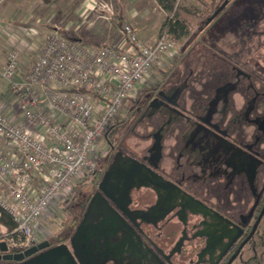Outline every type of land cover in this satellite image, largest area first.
I'll use <instances>...</instances> for the list:
<instances>
[{
	"label": "flooded vegetation",
	"instance_id": "1",
	"mask_svg": "<svg viewBox=\"0 0 264 264\" xmlns=\"http://www.w3.org/2000/svg\"><path fill=\"white\" fill-rule=\"evenodd\" d=\"M224 1L200 37L225 56L232 78L214 86L213 95L197 99L191 110L180 101L182 87H173L169 94L153 90L146 104L142 93L134 111L151 114L150 103L157 98L153 103L161 109L164 127L154 136L161 134L162 144L176 124L181 141L191 143L188 160L172 165L174 175L153 160L152 147L146 158H137L173 183L166 184V192L135 183L127 204L135 228L161 264H264L259 237L264 229V0ZM162 109L172 110L177 120L164 118ZM163 129L168 130L163 134ZM133 158L116 152L96 172L83 210L59 237L67 240L75 230L105 173L111 169L115 177V169L119 172ZM108 187H115L112 179Z\"/></svg>",
	"mask_w": 264,
	"mask_h": 264
},
{
	"label": "built area",
	"instance_id": "2",
	"mask_svg": "<svg viewBox=\"0 0 264 264\" xmlns=\"http://www.w3.org/2000/svg\"><path fill=\"white\" fill-rule=\"evenodd\" d=\"M0 29L8 83L0 94V207L14 221L0 223V241L18 252L43 240L36 232L56 215L55 201L100 169L107 153L98 143L109 126L148 86L160 58L178 49L166 29L144 42L128 22L122 40L99 45L58 27Z\"/></svg>",
	"mask_w": 264,
	"mask_h": 264
},
{
	"label": "rangeland",
	"instance_id": "3",
	"mask_svg": "<svg viewBox=\"0 0 264 264\" xmlns=\"http://www.w3.org/2000/svg\"><path fill=\"white\" fill-rule=\"evenodd\" d=\"M6 1H20L23 4L22 8H29L31 5H34L36 0ZM96 1L98 2V4H96V6H94L92 10L89 11L92 14L99 16L98 21L94 22V24H97V27L99 28L96 32L101 37V39H99L101 41H104L103 43H117L124 38L122 29L118 22V13L121 10L127 11L128 9H131L132 11H134V19L128 18L124 22L132 24V26L135 28V31L137 32L138 37L142 41L148 42L149 40L158 35V31L160 30L159 28L161 27V23L163 20V15L159 7L160 5L155 2V0ZM184 1L186 2V5L193 10L201 9V4L196 0ZM45 8L46 7L44 6L39 7V9H41V12L38 13L39 16L37 19L33 18L32 16H29L25 18L24 21L22 20L21 22L17 23L22 24L23 26L39 27L43 31H46L50 28L58 27L59 29L64 30L67 33H75L77 35L78 33H80L79 29H82L83 27L86 28L89 24L88 21H78L74 18V16H72L69 20L48 23L45 19ZM73 9L74 7H70V10ZM71 15L72 13L70 14V16ZM2 22L7 23L8 21ZM47 23L50 27H47ZM187 39L182 42L176 41L178 55L175 57L174 60L176 64L172 66L175 67V74L173 75V78L170 77L169 73H167L168 77H165L162 75V73H159L160 77L157 76L155 78L154 76H151V79H154L151 81V83H153L152 86L157 87V89L169 84L175 85L176 87H182L180 101L185 104L187 109L191 110L193 103H195L197 99L204 100L206 98L205 95H207V97L208 95H213L214 86L224 83L226 79L232 78V75L230 69L225 64V56L216 48L211 46L208 41H205L200 36L198 38H193L190 42L189 40L187 41ZM2 42L3 39L0 36V68L4 61V56L1 48ZM188 42L190 43L189 46H187ZM167 65L166 67L170 68L171 65ZM160 78L162 79L161 83H159L158 80ZM154 87H149L146 89L153 90L151 88ZM7 89L8 83L0 75V93H6ZM146 89H144L140 93V95L144 93ZM236 96L238 98V95ZM136 99L137 98L127 101L125 109L124 111H122L120 116L127 120L129 124L128 127H126L121 134L118 133L116 138H114L116 142L112 145V147L109 149V143L105 137L102 138L98 143L99 148L102 150V152L104 151V153H107L106 157L101 159V166L99 164V168L101 170H104L106 168V164L111 161V159L113 158V154H115L116 152L121 154H129L132 157L136 158H146L150 153V147H152L155 142L154 137H156V135L154 136V133L164 127V124H161L163 123L162 118L158 115V107L156 106L150 107L151 114H148L147 116H140L141 110L133 112V114L130 116H124L128 109L134 106L136 107L138 103V100ZM122 114L124 115L122 116ZM152 114H154V117H152ZM162 114L163 117H167L168 120H171V118L172 120H177L176 114L173 113V111L170 109H162ZM171 127L172 132H174L175 129L177 130L176 133L179 132L180 128L178 129L176 124L172 125ZM167 130L168 129H163L161 131L164 134ZM91 181L92 177L89 178L87 181H80L75 186L70 198H58L57 201H55V209H57V213L55 216L50 215L43 217V219L41 220L43 222V227L41 226L40 230L36 232L39 237L42 233H47V231L50 232L52 230H57L61 232V235L65 234L67 223H63L66 219H68V216L74 214L77 215V213L80 211V209H77L76 204L80 201H86V194L91 191ZM138 194L139 193L137 191L134 192V197L138 196ZM63 208H65L67 211H63ZM68 211L70 213L67 216ZM261 232L262 233L259 235V237L264 239V229H262ZM48 236L50 237L51 235L48 234Z\"/></svg>",
	"mask_w": 264,
	"mask_h": 264
},
{
	"label": "water",
	"instance_id": "4",
	"mask_svg": "<svg viewBox=\"0 0 264 264\" xmlns=\"http://www.w3.org/2000/svg\"><path fill=\"white\" fill-rule=\"evenodd\" d=\"M226 3L222 2L206 22L209 23ZM238 21L242 23L243 19ZM228 33L233 38L238 34L234 29H228ZM156 100L153 99L150 107L155 106ZM160 147L161 134H158L152 146L156 162L160 159ZM120 169L119 172L115 169L113 178L109 169L99 181L98 189L90 197L82 218L67 240L57 236L53 243L48 237L18 252L9 251L6 242L1 240L0 264H107L111 261L116 264H161L159 255L147 246L135 228L127 204L135 183L166 192V184L172 182L163 180L159 172L137 158ZM110 179L115 183L113 189L108 187Z\"/></svg>",
	"mask_w": 264,
	"mask_h": 264
},
{
	"label": "crops",
	"instance_id": "5",
	"mask_svg": "<svg viewBox=\"0 0 264 264\" xmlns=\"http://www.w3.org/2000/svg\"><path fill=\"white\" fill-rule=\"evenodd\" d=\"M96 4H98V2L96 0H36L34 5H31L29 8H25V7L22 8L23 4L20 1L19 2H16V1L7 2L6 0H0V22L8 21L10 27L13 28L14 24L15 25L19 24L17 22H21L22 20L24 21L25 18H27L29 16L30 17L32 16L33 18L37 19L39 16L38 13L41 12L40 11L41 9H39V7L44 6V7H46L45 8L46 9L45 10L46 11L45 19L48 23L56 22V21L69 20L72 16H74V18L77 19L78 21H88L89 24L87 25V27L86 28L83 27L82 29H79L80 33H78V35L75 33H72L71 35L81 36V37H84L86 39L91 40L92 42L103 43L104 41L100 40L101 37L96 32L99 28L97 27V24H94V22L98 21L99 16L92 14L89 11V10H92V8L94 6H96ZM70 7H74V9L70 10ZM160 9H161V13L163 15V20H164V16H165L164 10L162 9V7H160ZM67 10H68V12H67ZM133 12L134 11H132L131 9H128L127 11H122V10L119 11L118 22L119 21L124 22L128 18L134 19V13ZM71 13H72V15L70 16ZM17 20H19V21H17ZM163 20H162V22H163ZM48 23L46 25H47V27H50L48 25ZM161 25H162V23H161ZM0 36L3 39V31L1 29H0ZM156 37L152 38L148 42H153ZM112 43H115V42H112ZM2 44H3V42H2ZM2 44H1V48H2V52H3V56H4V61H3V64H4L5 54H4V49H3ZM171 57H172L171 54H168V55H164L162 58H160L159 62L157 63V65L155 67L154 72L151 75L156 78L157 76L160 77L159 73H162V75H163V71H167L170 69L173 70L174 68L172 66L176 64L174 61L175 56L173 57V59H171ZM167 64L171 65L170 68L166 67ZM152 80H154V79H151V77H150V81L148 84L149 87H154V86H152L153 83H151ZM158 80H159V83H161L162 79L160 78ZM148 86L146 88H149ZM173 87H176V86L169 84V85H165L164 87L159 88V89L162 90L163 92L169 94ZM151 89L156 90L157 87H154ZM168 103H170L169 104L170 107H175V105L172 102H168ZM158 115L161 116V109L158 110ZM165 118H167V117H165ZM171 125H174V124H171ZM168 126H170V123H169V125L167 124L166 127H168ZM176 132H177L176 129L174 132H172V129L170 131H168L164 135V141L162 142L161 147H160V159L158 161V164H160V167L162 168V170L168 175H174L175 174L173 169H172V165L175 163L176 160L179 159L180 161L185 162L186 160H188V158L190 156L188 154V148L191 144L190 141L187 140V145L185 146V144L183 143L184 140L182 139L183 141H181V137L183 135H181L179 137L178 136L179 132L178 133H176ZM60 233L61 232H59L57 230H52L50 232L47 231V233H43L44 235H43L42 239L49 237L48 234L53 236V235H61Z\"/></svg>",
	"mask_w": 264,
	"mask_h": 264
},
{
	"label": "trees",
	"instance_id": "6",
	"mask_svg": "<svg viewBox=\"0 0 264 264\" xmlns=\"http://www.w3.org/2000/svg\"><path fill=\"white\" fill-rule=\"evenodd\" d=\"M155 1L160 5V7H162V9L165 12L164 20L162 22V25L160 27L158 34L162 30L166 29L175 41L182 42L188 38L187 41L189 40L190 42L193 38H198L199 36H201V34L204 32V30L207 27V22H206L207 18L213 14V12L219 7V5L222 3L223 0H196L201 4V9L199 10L191 9L190 7L186 5V2L184 0H155ZM119 24H120V27H122V21H119ZM62 32L65 35L75 40L90 42L95 45H99V43L92 42L91 40L86 39L84 37L71 35L64 30H62ZM189 42L187 43L188 45L186 44L187 46H189L190 44ZM173 68L175 69V67ZM174 69L173 71H171V69L167 71H163V76L168 77L167 73L171 71L169 74H170V77L173 78V75L175 74ZM152 96H153V90L146 89L144 93L142 94L143 103L146 104ZM138 99L139 97H137L136 100ZM134 111H135V106L128 109L126 114L125 115L122 114V116L123 115L130 116L133 114ZM128 124H129L128 121L121 117L120 119L116 120L113 124L109 126V130L105 136V138L107 139L109 143V149L116 142L114 138H116L117 134L118 133L121 134L123 130L126 127H128ZM99 162L101 166L102 161L100 160ZM89 178L91 177H87L84 180L87 181ZM88 194L89 193H87L86 196H88ZM82 203L83 201H80L79 203L76 204L77 209L82 208L81 207ZM65 210L66 209L63 208V211ZM69 213L70 212L68 211L67 216L69 215ZM74 215L68 216V219L64 221L63 224L67 223L66 227L71 226V224L74 221V218L76 217V215L75 216ZM0 223L8 227H12L14 225V221L12 217L10 216V214L7 211H5L2 207H0ZM57 236L53 235V236H50L49 238L52 240L53 243H55L56 240L54 237H57Z\"/></svg>",
	"mask_w": 264,
	"mask_h": 264
}]
</instances>
